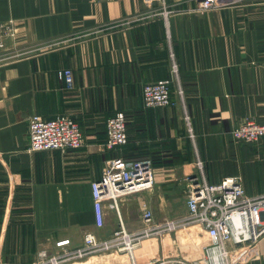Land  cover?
<instances>
[{
  "label": "crops",
  "instance_id": "0c3cea01",
  "mask_svg": "<svg viewBox=\"0 0 264 264\" xmlns=\"http://www.w3.org/2000/svg\"><path fill=\"white\" fill-rule=\"evenodd\" d=\"M197 1L163 0L172 14L162 18L160 4L140 0H0V22L16 31L0 50V264H32L60 240L81 245L87 232H136L144 206L152 223L184 214L185 178L199 175L197 161L209 184L236 179L249 197L264 194V139L230 136L241 121L264 123V0L205 12L195 11ZM59 39L68 42L26 53ZM63 69L72 71L71 90L58 77ZM162 80L172 81L171 104L145 108L142 87ZM116 113L124 114L127 144L107 151L105 124ZM32 115L73 119L84 147L29 152ZM117 157L150 160L153 187L116 209L104 203L99 224L90 185ZM205 245L192 227L142 242L132 259L199 261ZM101 256L90 264H119L126 255ZM235 258L264 264V236Z\"/></svg>",
  "mask_w": 264,
  "mask_h": 264
},
{
  "label": "built area",
  "instance_id": "2783aa9c",
  "mask_svg": "<svg viewBox=\"0 0 264 264\" xmlns=\"http://www.w3.org/2000/svg\"><path fill=\"white\" fill-rule=\"evenodd\" d=\"M103 1V0H91ZM110 1V0H104ZM146 5H161L160 15L167 18L172 11L165 8L163 0H140ZM246 0H198L195 11L205 12L232 6ZM15 26L12 21L0 22V50L6 48V42L15 37ZM67 40L47 41L27 50L26 53L42 49H53ZM176 75V67L173 66ZM66 88L74 85L72 71L63 69L58 72ZM172 81L162 80L145 84L141 90L142 105L147 108H163L171 104ZM178 94L182 90L178 86ZM188 122V118H185ZM106 142L103 149L107 151L122 149L127 144V131L123 113H116L106 120ZM190 137H193L189 129ZM236 143L254 144L264 139V123L244 120L230 132ZM84 147L81 130L73 119L62 116L52 120L32 115L28 119V151H67ZM198 176L185 178L184 214L163 222L152 223V214L144 206L142 211L143 226L136 232L128 233L123 227L107 238H98L90 232L84 233L81 245L71 246L68 239L55 243L56 251L41 250L32 264H73L93 256L106 253L129 254L142 242L161 238L164 235L186 232L192 227L200 228L207 237V245L201 250L199 261H188L183 258H158L150 264H238L235 258L239 249L253 247L264 236V194L249 197L239 180H225L209 184L203 176V164L196 162ZM154 175L152 162L144 160H125L121 157L107 160L99 180L91 183V195L98 223H101L100 210L104 203L116 209L121 198L149 191L153 187Z\"/></svg>",
  "mask_w": 264,
  "mask_h": 264
},
{
  "label": "rangeland",
  "instance_id": "374dc122",
  "mask_svg": "<svg viewBox=\"0 0 264 264\" xmlns=\"http://www.w3.org/2000/svg\"><path fill=\"white\" fill-rule=\"evenodd\" d=\"M104 1V0H103ZM198 249H200V247L198 248ZM111 253V252H110ZM197 254H198V252H196ZM119 255H126L125 257H124V259L122 260V262H120L119 264H134L133 262V259L130 257V255L129 254H126V253H124V254H119ZM98 256H100V257H98L99 259H101V258H104V257H102L101 255H98ZM197 257H199V255H196ZM195 256V257H196ZM94 257H97V256H93V258ZM150 257L151 256H148V257H145V259H144V261L141 263V264H150V262L153 260V259H158V258H151L150 259ZM156 257V256H155ZM177 258H183V257H181V256H176ZM90 259H92V257L91 258H88V259H85V260H81V261H77V262H75V264H90ZM94 259H96V260H99V259H97V258H94ZM94 259H92V260H94ZM200 259V258H199ZM131 260V261H130ZM186 260V259H185ZM189 261H194V259L193 258H191V259H188ZM196 260V259H195ZM87 261V262H86ZM137 264V263H136Z\"/></svg>",
  "mask_w": 264,
  "mask_h": 264
}]
</instances>
